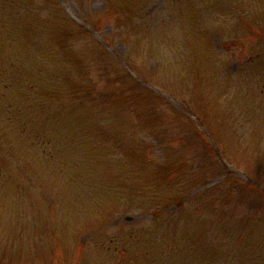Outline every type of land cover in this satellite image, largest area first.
Wrapping results in <instances>:
<instances>
[{
  "label": "rangeland",
  "instance_id": "1",
  "mask_svg": "<svg viewBox=\"0 0 264 264\" xmlns=\"http://www.w3.org/2000/svg\"><path fill=\"white\" fill-rule=\"evenodd\" d=\"M3 1L0 34L26 40L1 53L16 61L21 78L0 81L21 89L17 98L36 113L28 128L10 113L0 117L8 125L0 136L17 143L11 152L0 145L10 163L0 169V264H264V102L248 117L250 99L264 92V42L245 39L246 25L256 36L264 30V0H194L204 32L190 50L193 65L173 61L178 53L156 36L189 32L187 0L176 5L179 15L173 0H145L134 31L116 13L94 29L113 0ZM18 26L19 35L10 29ZM67 40L82 66L65 55ZM251 59L261 63L250 68ZM79 67L97 86L89 108L101 109L81 130L61 123L74 115L67 99ZM122 104L139 123L111 127ZM224 110L227 117L217 118ZM81 132L82 145L75 142ZM60 170L67 180L58 184ZM155 213L162 224L152 223ZM41 222L46 230L33 234ZM206 248L210 256L201 260ZM188 249L199 258L183 259ZM234 249L245 253L241 262L230 257Z\"/></svg>",
  "mask_w": 264,
  "mask_h": 264
}]
</instances>
